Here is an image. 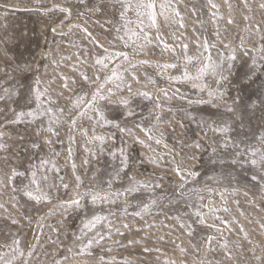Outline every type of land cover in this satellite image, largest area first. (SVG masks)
Listing matches in <instances>:
<instances>
[{
  "label": "rangeland",
  "instance_id": "obj_1",
  "mask_svg": "<svg viewBox=\"0 0 264 264\" xmlns=\"http://www.w3.org/2000/svg\"><path fill=\"white\" fill-rule=\"evenodd\" d=\"M156 3L141 28L120 0H0V264H264V169L249 162L264 149V0ZM125 26L141 38L126 45ZM209 50L221 67L194 88L187 58ZM115 52L128 58L96 63ZM97 89L106 120L87 108ZM157 114L160 144L143 130Z\"/></svg>",
  "mask_w": 264,
  "mask_h": 264
},
{
  "label": "snow or ice",
  "instance_id": "obj_2",
  "mask_svg": "<svg viewBox=\"0 0 264 264\" xmlns=\"http://www.w3.org/2000/svg\"><path fill=\"white\" fill-rule=\"evenodd\" d=\"M121 6L122 8L125 10L124 12L121 13L122 16L125 15L126 12L128 11H133L136 15V19H137V25L138 27H141L144 25L145 19H147L152 25L156 24V19H157V13H156V8H157V3L156 0H120ZM166 7V4L164 2H161L159 4V8L161 10H164ZM213 7H215V5H213ZM61 12H68L69 14L71 13V9L69 8H60ZM178 14V13H177ZM132 21H128V24H131ZM126 27V32L125 35L128 37V40L125 41L126 45L128 43V41H132L133 43H135L136 40L141 38V33L139 31H136L132 28H128ZM121 39H124V37H120ZM140 48H142L143 46L140 45ZM183 47L186 49L187 45H183ZM112 56H123L125 59L128 58V53L127 52H115V53H110L107 56L104 57H100L97 58L96 63L97 64H101L104 67H107V65L105 64V60L106 59H111ZM235 56L233 55L232 59H234ZM193 59H196L198 61V63L196 65H193V68L190 70L187 66H185V68L183 69L182 72V76L183 78H185L186 80H189L192 82V86L194 88H202V87H207L206 84H200L197 83V81H202L203 78L205 77V75L211 73L213 75L218 74V69L221 67V65L214 63L212 60V56H211V52L210 50L208 51V55L206 57H204L203 59H200L199 57H188L187 61L188 63H191ZM206 61V62H205ZM164 68H176L177 65L176 64H166L163 65ZM230 67V65H229ZM113 76H117V73L114 71L113 72ZM221 79H227V77L223 76L221 74L220 76ZM85 79H87V77H85ZM107 79H112V77H108ZM170 79H179V77H170ZM7 91V90H6ZM163 91V90H162ZM109 92H111V89H109ZM129 92H131V88L129 86ZM43 94L37 90L36 92V98L39 100L40 97ZM139 95L145 97V98H149L150 97V93L148 92H142L139 93ZM209 95H213L212 92H209ZM163 96L165 98H169L168 96V92L167 91H163ZM3 96H0V99H3ZM109 100L108 96L105 95H101L100 94V89H97L96 93L92 94V98L91 100H89L87 102V108H91L92 111L96 112L99 114V119L100 120H106L105 116H104V112L103 110L97 106L96 102L97 100ZM159 100V97H157V101ZM118 102L120 104L123 105H130L131 104V99L130 97H120ZM191 102V101H190ZM203 102V101H201ZM84 101L80 100L77 102V107H79L81 104H83ZM160 105L159 103L156 104V108H159ZM87 108L84 112H80L79 115L83 116L86 115L87 112ZM61 112H63V109L60 110ZM47 113H52V109L51 108H47V109H43L39 114L40 115H45ZM131 110L129 109V115H131ZM32 116L35 117L37 115V113L35 112H20L18 115V119L23 118L24 116ZM52 119H55L56 122H59V118L53 116L50 119V123L52 121ZM155 122L148 127H145L143 130L145 133H147L149 135V138L155 140V142L157 144L162 143L161 139H156V134L159 133L161 136L163 135L160 132V128L159 125L162 122V118L161 115L157 114L154 118ZM106 122H110V121H106ZM72 123L75 125L76 124V120L73 119ZM117 127H119V125H117ZM221 132H228L229 128L228 127H223L218 129ZM49 131H54L53 128L49 127ZM121 131H128L131 132V129H125L122 128ZM94 139H99V140H104L105 137L104 136H99V137H95ZM261 141H264V135H262L260 137ZM143 143V141H141ZM229 146L227 139L225 140L223 147L227 148ZM0 147H2V145H0ZM165 147H167V145H165ZM197 147H199V145H197ZM232 147H236L239 148V145H232ZM250 153H251V158H250V163L252 165H259L262 169H264V149H249ZM121 153L123 154V150L121 149ZM237 156L242 155V153H240L239 151L236 154ZM155 162V161H153ZM73 167H75V164H73ZM177 172H180L181 169L179 167H177L176 169ZM257 177H253V179H256ZM261 179H264V177H260ZM135 178H133L134 180ZM32 183L36 185L37 191H40V187L39 184L36 182V173H33L32 176ZM139 184H143L144 187H147V184H145L143 181H135L133 184H131V186L129 188H127L125 190V192L127 193H133V192H138L139 188L137 187V185ZM183 185H181L182 187ZM64 187H67V185H64ZM29 196H33V193L31 191H28L26 193ZM125 193L122 192H117L115 193L116 196H121L124 195ZM89 195L91 196V200L93 203H95L98 200H105L108 199L109 196H111V193H104L103 190H101L100 192H93V193H89ZM44 198L42 195H35L34 199L36 200H40ZM66 204H70V205H78L80 203L79 199H74L68 202H65ZM152 203H155V201H152ZM144 210H147V205H145ZM139 214V213H138ZM103 219H105L104 217L101 216H95L91 221L88 222V224L85 225V227H95V225L97 223H100ZM101 239H103V237H101ZM93 243V240H89L87 243V246L90 247ZM20 255H23V252L20 253ZM0 260H3V257H0ZM5 264H12V261H6Z\"/></svg>",
  "mask_w": 264,
  "mask_h": 264
}]
</instances>
